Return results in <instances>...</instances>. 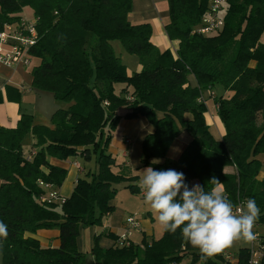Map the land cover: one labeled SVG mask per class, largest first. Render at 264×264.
I'll list each match as a JSON object with an SVG mask.
<instances>
[{
	"label": "trees",
	"instance_id": "1",
	"mask_svg": "<svg viewBox=\"0 0 264 264\" xmlns=\"http://www.w3.org/2000/svg\"><path fill=\"white\" fill-rule=\"evenodd\" d=\"M167 3L164 30L174 52L152 44L149 23L127 21L132 0H0V29L23 20L24 8L33 12L37 41L29 54L38 64L31 71L32 86L51 92L60 106L53 129L33 126L26 115L12 129L0 127V221L9 233L0 247L1 264H85L77 246L80 226L101 224L113 211L118 185L131 194L141 191L136 176L116 171L119 165L108 152L121 120L144 118L152 127L141 143L142 167L183 172L189 187L195 182L206 191L215 177L237 205L254 198L261 210L255 225H264L259 159L264 154V0H226L223 27L211 36L193 33L210 0ZM115 41L137 57L139 72L127 73L114 53ZM203 92L214 94L221 139L206 125ZM28 133L34 143L27 161L21 142ZM181 134L186 135L183 151L176 160L167 159ZM74 158L92 161L94 171L76 180L64 203L41 202L44 189L38 182L60 187L66 177V169L50 159ZM154 159L163 163L152 164ZM52 229L59 245L44 248L34 235ZM99 236L93 238L92 264L200 262L198 249L180 230H163L156 240L142 239L140 247H119L116 237L114 247L102 249ZM222 252L206 264H229ZM248 260L249 251L240 250L237 263Z\"/></svg>",
	"mask_w": 264,
	"mask_h": 264
},
{
	"label": "crops",
	"instance_id": "2",
	"mask_svg": "<svg viewBox=\"0 0 264 264\" xmlns=\"http://www.w3.org/2000/svg\"><path fill=\"white\" fill-rule=\"evenodd\" d=\"M166 1L167 0H132V7L130 12L127 14V21L131 24L149 23L152 27V44L162 51L168 49L174 52L176 50L175 43L169 41L164 30V24L168 20V8L166 9L163 7V4H165ZM159 7H161V9H159ZM113 45L115 44L112 42V47ZM121 56L123 58V55ZM37 64L33 65L31 60L29 66H6L0 63L1 128H14L20 117L22 115H26L31 118L33 126H41L48 129H53L52 117L54 113L60 108V106L54 100L53 94L51 92L38 90L32 86L31 71L32 68ZM128 65L130 69H133L134 71L128 72L130 71L128 70L127 73L129 75L141 70L138 62H129ZM125 67L127 69V66ZM188 81L191 87L196 86L193 77H189ZM202 98L207 108V112L205 113L206 125L209 127V130L211 129L215 133L218 132V139H221L224 134V129L216 115V106L213 102V99L208 96L207 92H203ZM210 101L212 102V105L209 108L207 104ZM151 132L152 127L144 118L121 120L119 122L117 128L113 132L114 134L112 133V139L108 148V152L115 157L116 162L119 165L116 171L124 173L129 177H134L136 175L137 178L140 170L144 168L141 164V143L144 137ZM33 143L34 139L32 138L31 134H26L21 142L22 152H27V149L29 147L31 148ZM185 145L186 141H174L167 152L166 158L169 160H176L180 156ZM79 159L80 158H74L70 162H55L50 159V163L60 165L66 169V177L61 186H52V189L58 190L62 197H68L70 195L72 188L79 177H84L86 173L93 172L95 169V165L92 163V161L86 162L85 165L81 166V164L78 162ZM159 160L161 162L158 164L163 163L162 159ZM76 163L79 165V168L76 167ZM262 176H264V172L260 173V177ZM194 184L196 183L194 182ZM124 191L126 192L127 190L124 189ZM111 204L113 206V211L104 217L106 220V225L102 227L101 233L96 234L98 232L93 230V238L94 236L100 235L98 245L102 249L114 247V238L118 237L124 232L126 220L129 217V215H127L128 212L126 208H124L120 202L116 201L115 198ZM139 222L141 225L139 231L143 236L142 239L146 240V237H150L152 235V225L146 218L141 219ZM34 237L44 248L57 247L59 245L58 231L56 229L38 231ZM146 241H149V239ZM77 245L78 247L80 245L78 241ZM91 247H93V240ZM223 252H225V250H223ZM229 258L232 259L230 255ZM92 262V256H85V264H92Z\"/></svg>",
	"mask_w": 264,
	"mask_h": 264
},
{
	"label": "clouds",
	"instance_id": "3",
	"mask_svg": "<svg viewBox=\"0 0 264 264\" xmlns=\"http://www.w3.org/2000/svg\"><path fill=\"white\" fill-rule=\"evenodd\" d=\"M160 162L154 159L152 164ZM140 172L138 186L144 203L165 232L175 234L180 230L183 240L198 249L199 264H206L235 242L256 239L253 229L261 210L254 198L237 205L215 177L208 182L211 188L206 191L200 184L189 187L184 173L174 169L155 170L148 166ZM8 235V226L0 221V247Z\"/></svg>",
	"mask_w": 264,
	"mask_h": 264
},
{
	"label": "built area",
	"instance_id": "4",
	"mask_svg": "<svg viewBox=\"0 0 264 264\" xmlns=\"http://www.w3.org/2000/svg\"><path fill=\"white\" fill-rule=\"evenodd\" d=\"M226 0H210L209 8L202 17L199 26L193 33L202 36H211L216 34L223 27V20L221 14L225 6ZM37 41V32L35 21L26 22L21 20L17 25L6 24L0 29V63L6 66L23 65L29 66L31 56L29 49L35 45ZM203 94V93H202ZM210 98L214 97L213 93L207 92ZM201 101L204 102L201 97ZM29 154L25 155V159L30 160ZM77 168L79 165L75 164ZM47 193L40 197L43 203H64L65 197L58 195L52 186L38 182ZM143 196V192H141ZM140 222L133 216L126 220L124 232L118 236L116 244L119 247H128L130 245L129 237L133 229L140 230ZM256 236V235H255ZM249 251L248 264H260L264 259V238L256 236V239L251 241ZM229 260V255L225 257ZM167 264H184L181 262H168Z\"/></svg>",
	"mask_w": 264,
	"mask_h": 264
},
{
	"label": "rangeland",
	"instance_id": "5",
	"mask_svg": "<svg viewBox=\"0 0 264 264\" xmlns=\"http://www.w3.org/2000/svg\"><path fill=\"white\" fill-rule=\"evenodd\" d=\"M163 7L166 9L168 8L167 1L165 2V4H163ZM159 9H161V7H159ZM22 17L26 22H32L34 20L33 12L31 11L30 8H24L23 9ZM260 42L262 44H264V34L261 35ZM113 43L115 44V45H113L115 55H117L120 58V61L122 60L121 63L124 66H127L126 70L127 71L130 70L128 72H134L133 69H130L128 63L129 62L130 63H137L138 62L137 57L127 53L120 42L115 41ZM119 54L123 55V58ZM31 61H32L33 65L38 63V60L34 59V58H32ZM120 88H122V85L117 86V88H116L117 93H119ZM215 94L217 95V93H215ZM207 105L210 108L212 105V102L210 101ZM258 123H261L260 119L258 120ZM210 133L212 134V136L214 138L218 139V137H219L218 132L215 133L214 131H212L210 129ZM176 141H183V142L186 141V135L181 134L175 140V142ZM29 148L27 149V152L24 153L25 155L28 154V152L30 150ZM259 159L262 162V164H264V154L260 155ZM78 162L81 164V166L86 164V161L81 159V158L78 160ZM144 168H146V167H144ZM261 172H264V168H262ZM134 174H136V173H134ZM140 176H141V172L138 173V176L136 178V184L137 185H138V181L140 179ZM193 185H195V184H193ZM117 190H118V193H116L115 199H116V201L120 202L124 206V208H126V210L128 212L127 215H129V217L133 216L138 221H140L143 218H146L151 223V225H152L151 234L152 235L150 237H146V240H148V239L149 240H152V239L156 240V239L160 238L162 233H163V229L161 228V226L156 221V218L153 215L152 211L150 210L149 206L144 203V199L142 198V195H141L142 190L139 193L131 194L128 191L125 192L121 185H118ZM55 192L58 195H60V192H58V190H55ZM46 193H47V191L44 190V195ZM147 212H149V213H147ZM105 225H106V220L103 218L100 225H95V226L83 225V226H80L79 236L77 238V241L80 244L78 248L82 251V253H84L85 256H89V257L91 256V249H92L91 245H92V240H93V230L95 232H98L96 234H100L102 231V227ZM138 231L139 230L133 229L131 231V235L129 237V240L133 246L140 247L141 239L143 238V236L140 233V231L139 232ZM253 231H254V234L256 236L264 238V225H260V224L255 225ZM250 247H251V242L245 243L243 241H238V242H235L231 247L225 248L224 249L225 252H223L222 254H223L224 258L228 255H230L232 257V259L230 258L231 260L230 259L228 260L229 264H238L237 263V256H238V253L240 252V250H242V249L249 250ZM183 263L184 264H192V263H190V260L188 258L184 259ZM196 264H199V262ZM220 264H223V263H220Z\"/></svg>",
	"mask_w": 264,
	"mask_h": 264
}]
</instances>
